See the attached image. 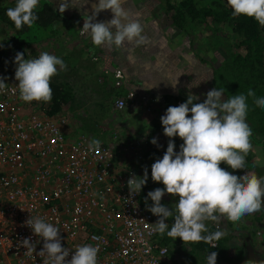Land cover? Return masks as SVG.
Listing matches in <instances>:
<instances>
[{
    "label": "built area",
    "instance_id": "built-area-1",
    "mask_svg": "<svg viewBox=\"0 0 264 264\" xmlns=\"http://www.w3.org/2000/svg\"><path fill=\"white\" fill-rule=\"evenodd\" d=\"M0 64V264H52L39 255L44 241L26 225L30 217L60 229L71 250L66 259L78 246L92 245L97 264H192L170 256L155 231L159 218L146 207L148 193L130 196L128 180L138 179L146 135L120 141L115 134L90 148L89 135H68V119L51 112L52 100L37 112L31 107L37 101L21 99L11 58L4 55ZM131 98L119 96L114 106L124 109Z\"/></svg>",
    "mask_w": 264,
    "mask_h": 264
},
{
    "label": "clouds",
    "instance_id": "clouds-1",
    "mask_svg": "<svg viewBox=\"0 0 264 264\" xmlns=\"http://www.w3.org/2000/svg\"><path fill=\"white\" fill-rule=\"evenodd\" d=\"M70 3L71 0H61L60 13ZM124 3L125 0H99L93 4L94 12L85 20L81 34L87 33L97 47L121 48L126 40L136 45L147 43L143 26L139 20H129ZM39 4L40 0H17L16 6L9 8L6 14L16 29L20 30L25 25L31 28L39 19L35 11ZM227 4L232 8L234 17L254 18L264 26V0H227ZM102 10H111L112 19L93 22ZM14 59L21 99L25 102H51V80L61 70H67L64 60L48 52H42L35 59H25L23 52H17ZM177 83L178 78L172 87L175 88ZM3 87L5 81L0 78V88ZM206 95L204 102L194 103L199 97L189 94L186 102L169 106L161 117L164 134L169 138L179 136L183 143L177 152L174 140L170 139L162 159L151 165L152 180L162 182L165 187L148 192V198L153 201L151 205L145 199L148 210L159 217L155 222V231L164 234L168 229L166 220L174 217L167 235L174 239L179 237L184 243H212L222 237L221 231L203 235L208 231L205 221L218 222L226 216L228 220L237 222L245 215L264 209V177L254 174L240 176L221 167L222 163L233 170L246 167V157L253 150L252 128L246 119L249 110L247 99L255 97V92L249 89L247 95L224 99V92L214 88ZM254 102L257 107L264 108V96L255 98ZM151 142L157 144V139L153 138ZM100 143L94 139L90 148H98ZM255 163L260 164L259 158ZM136 177L134 175L128 180L130 196L140 193L147 183V168L143 177ZM165 193L179 197L174 210L162 204ZM25 223L34 234L42 237L44 244L39 255L46 254L52 264H97V247L78 246L71 259H66L71 250L62 245L58 227L41 217H30ZM22 244L28 251L33 250L30 238H25ZM212 246L216 247L215 244ZM217 255L211 252L208 264H217Z\"/></svg>",
    "mask_w": 264,
    "mask_h": 264
},
{
    "label": "rangeland",
    "instance_id": "rangeland-1",
    "mask_svg": "<svg viewBox=\"0 0 264 264\" xmlns=\"http://www.w3.org/2000/svg\"><path fill=\"white\" fill-rule=\"evenodd\" d=\"M14 1L15 0H6L3 3L9 4L14 3ZM183 1L184 0H162L161 4L163 8L160 11L161 15H165L169 18L167 15V4L170 2L176 5L175 9L179 7L185 9L182 6ZM217 1L228 5L227 0H194L198 7L215 6L214 2ZM182 33L186 36V39L195 46L198 57L200 56L203 60L206 59L208 66L210 64L209 76L210 79H212L214 88H216L215 83L217 82V78L214 75L215 65H219L223 58L234 49V44H236L232 22H228L227 20L216 21L212 16H209L205 21L199 23L188 21ZM10 34L11 30H6L0 23V40L9 37ZM33 41H36V39ZM71 44L73 47L76 45V47L80 48H82L81 45H83L81 40L73 41L70 40L69 37L59 35L55 42L45 41L40 45L31 48L27 47L25 59H35L38 58L42 52H48L62 58L67 65V70H61L58 75L52 78L51 83H56L55 85L63 83L66 85L65 89L71 90L72 92L69 98L60 102L59 106L53 104L54 100L52 98V104L56 106V111H54L52 105V111L58 116H66L68 121L65 125V130L71 137L84 133L89 135L92 139L108 140L110 136L116 134L119 135L118 139L122 141L141 137L144 133L146 136H143L146 137L147 146L149 147L147 152H151L152 157H145L142 163V172L138 175L143 177L144 170L147 168L148 179L145 185L153 186V188H164L165 186L162 182H155L152 180L151 165L158 157H163L170 139L174 140L176 145L175 150L177 152L180 151V145L183 143V140L179 136L174 138L167 137L164 134V128L156 132L152 131L147 133L145 131L147 124H153L158 121L162 125L161 117L166 113L163 112L164 110L160 107V101L151 99L148 103L140 104L132 96L125 108L121 109L124 111L121 114L117 113L121 116L113 117L112 114L110 116L105 114L106 111L100 106V101H103V98L107 96L110 91H118L117 87H113V85L107 81L110 79L108 78L110 76L108 72L104 73L98 66L96 67L95 64H91L88 60L85 61V56L82 55V52L78 53V50H70L69 47ZM5 56L11 58V67L16 70L17 64L14 59L16 54L9 53ZM0 65L4 66V64ZM100 72L101 75L98 76L97 74ZM116 75H118V72ZM119 96L121 95H111V99L115 100ZM181 103L183 102H177V106ZM43 104L42 102H36L31 107H34L38 112L44 109ZM189 116H191V113H189ZM79 118L86 120L88 125L97 128V130L89 129L86 132L79 131ZM153 138L157 139V144L151 142ZM251 142L253 150L248 153L246 161H251L254 165L260 167L264 175V145L256 143L252 139ZM257 158H259L260 161L259 165L255 163ZM244 174H254L258 176V171L255 167H245L244 171L242 170V172L237 175L242 176ZM140 177H138V179H140ZM149 191H152V189ZM149 199L150 201L148 204L151 205L153 201L151 198ZM178 201V196L165 193L161 202L170 210H174L175 204L178 203ZM261 211L264 210L262 209ZM174 220V217H169L166 220V223H168L167 230L171 229ZM218 223L220 227L217 229L221 231L223 235L220 240L221 242L219 241V245L217 246L218 250L215 251L218 254L217 264H260V261H262V259L264 260V212L261 215H257V212L245 215L237 222H232L228 220L226 216H222ZM214 224L215 221H205L207 228L209 225L214 226ZM167 230L165 233H167ZM168 246L171 253L170 256L174 259L191 262L192 264H208V257L211 253L210 250H194V243H184L179 237H177L176 241L173 239ZM258 255L260 256L259 258H257Z\"/></svg>",
    "mask_w": 264,
    "mask_h": 264
},
{
    "label": "crops",
    "instance_id": "crops-1",
    "mask_svg": "<svg viewBox=\"0 0 264 264\" xmlns=\"http://www.w3.org/2000/svg\"><path fill=\"white\" fill-rule=\"evenodd\" d=\"M4 1L6 0H0V4ZM50 1L59 9L61 0ZM98 2L99 0H71L69 7L61 13L64 19L58 24V33L34 44L30 43L28 47L45 41L55 42L59 35L73 41L81 40L82 48L71 44L69 49L82 52L85 61L95 64L104 73L108 72L110 79L107 81L117 87L120 95L132 94L140 104L159 98L157 100L164 110L165 104L176 95L185 98L189 94L198 96L199 99L194 103H202L207 99L206 94L214 89L209 76L210 64L208 66L206 59L198 57L197 49L186 39L183 30L165 15H161L162 0H125L123 7L129 20H139L147 43L136 45L126 40L121 48L97 47L87 33L81 34L85 20L94 12L93 4ZM112 17L111 10H102L93 22L108 21ZM97 75H101V72ZM177 78L178 83L173 88ZM153 124L146 125L147 133L160 130L154 128Z\"/></svg>",
    "mask_w": 264,
    "mask_h": 264
},
{
    "label": "trees",
    "instance_id": "trees-1",
    "mask_svg": "<svg viewBox=\"0 0 264 264\" xmlns=\"http://www.w3.org/2000/svg\"><path fill=\"white\" fill-rule=\"evenodd\" d=\"M16 3L17 0H15L14 3L0 4V23L6 30H11L9 37L0 40V60H2L4 55L9 53L17 54V52H23L25 57L27 47L30 43H36L48 37L55 36L59 31L58 24L64 19L55 3L50 0H40V4L35 10L39 19L33 23L31 28L25 25L22 29L18 30L6 14L9 8H14L16 6ZM214 4L215 6L198 7L194 0H184L182 6L185 9L181 7L175 9L176 5L170 2L167 4V15L171 22L182 30H185L188 21L199 23L205 21L209 16H212L216 21L227 20L228 22H232L236 44H234V49L223 58L222 62H220L219 65H215L214 75L217 78L215 87L225 93V99L233 95H247L249 89L255 92V97L249 96L247 99L249 110L246 119L247 123L252 128L253 134L251 139L256 143L264 145V108L257 107L254 102L255 98L264 96V26H261L254 18L246 16L234 17L232 15V8L225 3L217 1L214 2ZM34 39H36V41H33ZM51 84L53 89V104L59 106L62 100L69 98L72 91L65 89L66 85L63 83H58L59 86L55 85L56 83ZM115 94L118 95L120 92L110 91L108 95L103 98L104 100L102 99L103 101H100V106L106 111L105 114L109 116L112 114L113 117L121 116L118 114L124 111H119V109L114 107V99H111V95ZM186 100L187 98L183 96H174L173 99L165 104L163 112L166 113L169 106H177V102H186ZM53 107V110L56 111V106L53 105ZM51 112L54 113L53 111ZM79 119V131L86 132L89 129L97 130V128L88 125L86 120ZM153 127L156 129L164 128L158 121L154 122ZM148 148L147 146L146 152ZM146 157H152L151 152H147ZM157 159L162 158L158 157ZM142 163L143 161L137 164V175H140L142 172ZM222 167L236 175L240 174L242 170L244 171V169L233 170L230 166L223 163ZM246 167L257 168L258 176L264 177L260 167L254 165L251 161H246ZM139 175L138 177H140ZM156 188L144 185L142 187L143 195L146 196L149 190L152 189L153 191ZM148 201H150V199ZM263 212L264 211H258L257 215H261ZM207 229L208 231L203 234L205 236L218 231L215 225H209ZM160 235L161 241L166 245H169L174 239L169 237L167 233ZM176 240L177 238L174 239V241ZM219 240H221V238ZM197 249L215 252L218 250V247H213L209 243L201 241L194 243V250Z\"/></svg>",
    "mask_w": 264,
    "mask_h": 264
},
{
    "label": "water",
    "instance_id": "water-1",
    "mask_svg": "<svg viewBox=\"0 0 264 264\" xmlns=\"http://www.w3.org/2000/svg\"><path fill=\"white\" fill-rule=\"evenodd\" d=\"M260 256L258 255L257 258H259ZM260 264H264V260L262 259V261H260Z\"/></svg>",
    "mask_w": 264,
    "mask_h": 264
}]
</instances>
